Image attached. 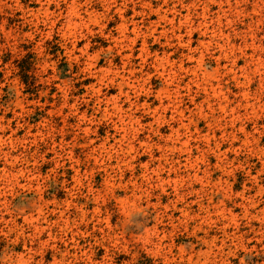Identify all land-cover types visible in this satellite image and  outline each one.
I'll use <instances>...</instances> for the list:
<instances>
[{
	"label": "rangeland",
	"instance_id": "rangeland-1",
	"mask_svg": "<svg viewBox=\"0 0 264 264\" xmlns=\"http://www.w3.org/2000/svg\"><path fill=\"white\" fill-rule=\"evenodd\" d=\"M0 264H264V0H0Z\"/></svg>",
	"mask_w": 264,
	"mask_h": 264
}]
</instances>
